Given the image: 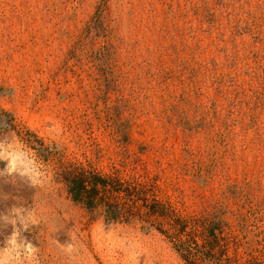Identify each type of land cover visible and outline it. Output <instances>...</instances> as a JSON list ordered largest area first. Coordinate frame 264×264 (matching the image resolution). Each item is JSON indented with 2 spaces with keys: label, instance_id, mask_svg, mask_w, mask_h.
<instances>
[{
  "label": "rangeland",
  "instance_id": "rangeland-1",
  "mask_svg": "<svg viewBox=\"0 0 264 264\" xmlns=\"http://www.w3.org/2000/svg\"><path fill=\"white\" fill-rule=\"evenodd\" d=\"M0 109V264H264V0H0ZM70 166L154 184L193 261Z\"/></svg>",
  "mask_w": 264,
  "mask_h": 264
},
{
  "label": "trees",
  "instance_id": "trees-1",
  "mask_svg": "<svg viewBox=\"0 0 264 264\" xmlns=\"http://www.w3.org/2000/svg\"><path fill=\"white\" fill-rule=\"evenodd\" d=\"M3 114L10 118L0 109V117ZM6 125L5 131L15 128L12 119ZM26 142L30 144V141ZM60 175L71 200L89 212L101 210L106 223H133L141 220L152 224L151 219L155 217L156 221L159 220V232L175 241L178 250L185 252L183 256L189 263L193 261L195 255L184 247L187 240L182 241L183 237L190 236L187 222L179 217L170 204L157 199V187L154 184L148 185L135 177L123 180L117 173L106 174L80 166L63 169Z\"/></svg>",
  "mask_w": 264,
  "mask_h": 264
},
{
  "label": "bare ground",
  "instance_id": "bare-ground-1",
  "mask_svg": "<svg viewBox=\"0 0 264 264\" xmlns=\"http://www.w3.org/2000/svg\"><path fill=\"white\" fill-rule=\"evenodd\" d=\"M8 160H9V165L11 167L17 168L19 170H23L24 172H29L32 168L31 163L21 153H17V152L11 153L9 155ZM16 233H17L16 228H13L10 232V235H9L10 248H15L16 246L21 247L23 245V241L21 239H17Z\"/></svg>",
  "mask_w": 264,
  "mask_h": 264
}]
</instances>
